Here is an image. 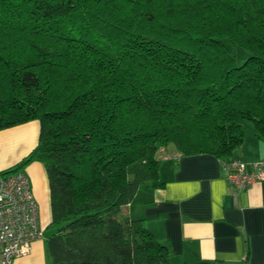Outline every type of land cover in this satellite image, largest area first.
I'll return each instance as SVG.
<instances>
[{
  "label": "trees",
  "instance_id": "1",
  "mask_svg": "<svg viewBox=\"0 0 264 264\" xmlns=\"http://www.w3.org/2000/svg\"><path fill=\"white\" fill-rule=\"evenodd\" d=\"M33 119L0 174L44 166L50 264H171L121 208L163 185L160 148L224 163L246 122L264 140V0H0V130Z\"/></svg>",
  "mask_w": 264,
  "mask_h": 264
},
{
  "label": "crops",
  "instance_id": "2",
  "mask_svg": "<svg viewBox=\"0 0 264 264\" xmlns=\"http://www.w3.org/2000/svg\"><path fill=\"white\" fill-rule=\"evenodd\" d=\"M30 126L37 129L39 123L27 121L0 130V171L21 161L36 146L38 135L35 138L29 132ZM164 150L160 156L163 185L138 191L121 208L122 215L144 219L154 238L168 248L171 264H264V180L237 190L214 155L181 154L174 145ZM232 157L245 161L250 169L264 160V140L254 135L252 125L246 126L244 143ZM33 162L27 174L40 225L46 229L51 216L47 180L40 162ZM45 233L32 243L28 255L13 264H46Z\"/></svg>",
  "mask_w": 264,
  "mask_h": 264
},
{
  "label": "built area",
  "instance_id": "3",
  "mask_svg": "<svg viewBox=\"0 0 264 264\" xmlns=\"http://www.w3.org/2000/svg\"><path fill=\"white\" fill-rule=\"evenodd\" d=\"M223 166L228 183L237 190L264 180V160L251 164L253 169L238 158ZM42 236L39 208L29 177L21 170L0 174V264H13L15 259L28 255L32 243Z\"/></svg>",
  "mask_w": 264,
  "mask_h": 264
},
{
  "label": "rangeland",
  "instance_id": "4",
  "mask_svg": "<svg viewBox=\"0 0 264 264\" xmlns=\"http://www.w3.org/2000/svg\"><path fill=\"white\" fill-rule=\"evenodd\" d=\"M226 44H227V47H228V50H229V52L231 53V54H234L235 55V58H236V62L239 64V63H241V61H242V59H244L245 57H247V52L243 49V48H241V47H233L230 43H228V42H226ZM32 121H35V122H38L39 123V121H38V119H33V120H29V122H32ZM246 124L247 125H252L250 122H246ZM12 127V126H11ZM9 128V127H8ZM38 129H39V126H38V128L37 129H35L34 128V126H30V130H29V132L32 134L33 133V135L35 136V138H37V135H38ZM2 130V129H1ZM35 130V131H34ZM21 134H19V135H17V136H14L13 137V140L14 139H17L19 136H20ZM10 137V136H9ZM2 140H3V138H2ZM4 141H5V139H4ZM9 145V142H7V143H4V148L5 147H7ZM165 147L164 148H160L159 150H158V152L156 153V157H158V158H160V156L162 155V154H164V152H165ZM165 155V154H164ZM8 160H9V156H8V158H6V161L8 162ZM32 163H34V162H32ZM40 165H41V167L43 168V172H44V176H45V169H44V166L41 164V163H39ZM28 165L29 164H27V165H25L22 169H20L21 170V172H23V173H25V174H27L28 173V171H27V167H28ZM27 176H28V174H27ZM30 179V178H29ZM46 183H47V181H46ZM48 228V227H47ZM45 229L44 227H43V230H46V232H47V230L48 229ZM45 259H46V264H50V257H49V255H48V253H47V255H46V257H45Z\"/></svg>",
  "mask_w": 264,
  "mask_h": 264
}]
</instances>
